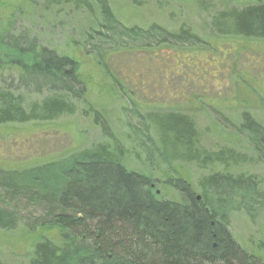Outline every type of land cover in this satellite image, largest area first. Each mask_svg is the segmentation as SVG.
Segmentation results:
<instances>
[{"label":"rangeland","instance_id":"1","mask_svg":"<svg viewBox=\"0 0 264 264\" xmlns=\"http://www.w3.org/2000/svg\"><path fill=\"white\" fill-rule=\"evenodd\" d=\"M257 1L231 0L218 5V9ZM90 2L93 12L66 6L56 13L45 12L43 0H0V26L7 27L15 20L16 30H31L44 45L74 56L80 78L88 88L87 103L80 104L72 117L52 123L0 125V170L19 177L29 169L45 167L47 173L34 183L64 193L74 177L68 173L82 162L81 154L105 145L123 156L129 170L158 180L153 183L157 195L181 200L168 180L184 178L195 186L208 171L194 166L173 168L162 155L156 135L146 129L145 116L153 111L191 115L196 118L206 148L231 147L250 160L254 158L252 136L239 132L236 126L246 111L264 126V41L213 38L208 29L210 17L193 0H109L123 25L146 28L157 23L175 30L186 24L202 38H208L211 53L186 50L170 55V63L159 65L144 50V44L152 42L129 38L121 31V25L101 28L97 4ZM38 98L44 95L31 96ZM88 105L101 114L99 118L82 115ZM102 122L106 131L99 126ZM87 171L77 170L81 175ZM239 171L264 181V159ZM0 188V213L11 219L13 228H0L3 264H28L35 244L42 238L61 244L63 223L54 222L43 228L42 225L60 215L62 209L39 201L36 194L12 198L3 184ZM194 190L196 197H201V192ZM225 197L218 208L215 197L210 199L220 221L228 224L241 248L264 259V194L249 197L226 193ZM68 212L71 215L72 211ZM94 224L87 221V226L78 227L75 232L86 237Z\"/></svg>","mask_w":264,"mask_h":264},{"label":"trees","instance_id":"2","mask_svg":"<svg viewBox=\"0 0 264 264\" xmlns=\"http://www.w3.org/2000/svg\"><path fill=\"white\" fill-rule=\"evenodd\" d=\"M94 1L101 28L121 25L129 38L152 42L144 44V50L159 65L168 63L170 55L186 50L212 52L208 38L199 36L189 25L182 24L175 30L157 23L146 28L126 26L117 20L109 0ZM193 1L210 17L208 29L213 38L264 41V0L225 9H218V5L231 0ZM66 6L75 11H94L90 0L42 3L45 12H61ZM14 21L7 27L0 26V125L52 123L74 116L79 105L87 103L88 90L80 78L77 59L44 45L31 30H16ZM33 95L44 98L31 99ZM82 115L97 119L101 114L88 105ZM145 119L147 131L156 135L162 155L173 168L194 166L208 173L195 186L184 178L168 180L181 195V200H169L154 191L153 183L158 180L129 170L123 156L105 145L81 154L82 162L68 173L74 177L64 193L34 183L47 173L45 167L29 169L19 177L0 170V184L12 198L32 193L39 201L62 209L60 215L42 225L63 223L61 244L40 239L28 264H264L258 254L237 244L216 211L226 193L249 197L264 194V181L239 171L264 159V126L248 111L240 116L238 131L252 136L254 158L250 160L231 147L206 148L196 118L191 115L153 111ZM99 126L106 131L104 122ZM78 169L88 171L81 175ZM194 188L201 192L200 201ZM211 197H215L216 207ZM10 220L0 213V228L12 230ZM87 221L95 223L93 230L86 237L76 233L78 227L87 226Z\"/></svg>","mask_w":264,"mask_h":264},{"label":"water","instance_id":"3","mask_svg":"<svg viewBox=\"0 0 264 264\" xmlns=\"http://www.w3.org/2000/svg\"><path fill=\"white\" fill-rule=\"evenodd\" d=\"M159 193V192H158ZM201 199V197H198V200H200Z\"/></svg>","mask_w":264,"mask_h":264}]
</instances>
